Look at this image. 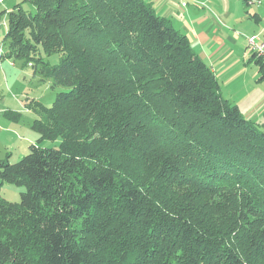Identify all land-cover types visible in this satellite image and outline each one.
<instances>
[{
  "label": "trees",
  "instance_id": "obj_1",
  "mask_svg": "<svg viewBox=\"0 0 264 264\" xmlns=\"http://www.w3.org/2000/svg\"><path fill=\"white\" fill-rule=\"evenodd\" d=\"M0 41L63 89L0 160V187L24 189L0 198V264H92L93 236L117 264H264V132L152 3L22 0Z\"/></svg>",
  "mask_w": 264,
  "mask_h": 264
},
{
  "label": "rangeland",
  "instance_id": "obj_2",
  "mask_svg": "<svg viewBox=\"0 0 264 264\" xmlns=\"http://www.w3.org/2000/svg\"><path fill=\"white\" fill-rule=\"evenodd\" d=\"M21 1L3 0L0 4V11L6 10V15L0 18V40L5 32L6 16L12 7ZM234 1L227 0L226 4L237 12L235 18L240 20L237 30L243 33L255 32L254 34H259L264 42V0L259 5L256 0H252L253 4L250 6H246L245 0ZM22 6L33 11L29 5ZM255 14L260 16V20H255ZM237 49L234 48L231 58L226 61V67H216L219 68L216 69V79L223 95L236 103L240 113L260 126L264 132V82L257 81V67L250 60L251 52L247 49L245 52L242 46ZM259 57L264 60V56ZM50 86V82H40L39 78L33 75L31 68L23 67L18 61L0 62V160L8 159L10 163H15L26 154L28 147L35 143L38 135L31 129L35 114L27 105L51 107L55 94L63 89L51 90ZM41 146L51 147L52 144L45 141ZM184 190L187 188L183 187L178 191L182 193ZM23 191V188L13 184L2 183L0 198L17 203ZM88 243L92 251V264H108L104 263L103 253L111 255L110 264H117L120 253L116 242L102 245L103 242L93 236L89 237Z\"/></svg>",
  "mask_w": 264,
  "mask_h": 264
},
{
  "label": "crops",
  "instance_id": "obj_3",
  "mask_svg": "<svg viewBox=\"0 0 264 264\" xmlns=\"http://www.w3.org/2000/svg\"><path fill=\"white\" fill-rule=\"evenodd\" d=\"M145 1L152 3L158 15L168 19L176 30L187 37L191 48L210 67L215 77L216 69H219L216 67H226L235 47L242 46L246 52L245 37L255 33L237 30L240 20L235 18V9L228 8L227 0ZM245 3L246 6L253 4L249 1ZM254 18L260 20L257 14ZM222 96L228 100L223 93Z\"/></svg>",
  "mask_w": 264,
  "mask_h": 264
},
{
  "label": "built area",
  "instance_id": "obj_4",
  "mask_svg": "<svg viewBox=\"0 0 264 264\" xmlns=\"http://www.w3.org/2000/svg\"><path fill=\"white\" fill-rule=\"evenodd\" d=\"M249 2H252V0H248ZM263 0H256V3L261 4ZM3 2V0H0V4ZM246 42V48L251 53H254L259 57L260 55L264 56V42L261 39L259 34H251L245 37ZM3 51V45L0 41V53Z\"/></svg>",
  "mask_w": 264,
  "mask_h": 264
}]
</instances>
